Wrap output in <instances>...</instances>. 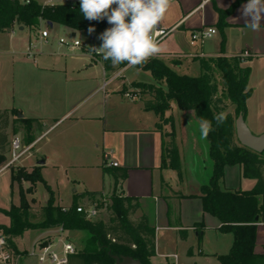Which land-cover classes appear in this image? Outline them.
<instances>
[{
  "label": "crops",
  "instance_id": "crops-1",
  "mask_svg": "<svg viewBox=\"0 0 264 264\" xmlns=\"http://www.w3.org/2000/svg\"><path fill=\"white\" fill-rule=\"evenodd\" d=\"M236 2L170 0L169 10L160 29L172 32L159 43L161 51L154 57L161 59L178 74L187 76L191 70L200 75V59L240 57L242 65L251 70L248 89L252 95L246 103L245 123L253 135L262 136L264 126L259 119L264 116V20L261 21L260 31L249 30L241 14L242 6L247 3L245 1L226 19L227 25L224 28L218 27V11H228ZM201 29H216L217 34L206 45L191 46L192 33ZM25 31L19 28L17 32ZM86 34L94 41L101 33ZM48 47L43 46L35 61H31L32 70L24 68L26 71L21 75L23 81L20 91L32 94V109L29 112L34 113L22 118L35 121L36 125V122H51L45 132L38 131L41 134L33 139L28 148L33 151L39 141L56 132L57 126L64 120L67 122L74 119L70 128L63 132L69 139L62 143L66 145L71 141L78 145L76 150L67 153L68 156L95 163L94 167H90L84 165V162L81 168H95L98 187L100 184L97 190L76 194L74 201L77 200L79 207L84 203L91 205L103 194L109 199L116 191L139 202L140 209L131 220L137 222L146 217L150 228L155 231L156 253L149 264H220L217 257L229 254L234 238L232 234L220 231V221L203 211L199 198L202 187L208 184L212 176L213 163L209 156L208 136L202 139L201 133L199 137L191 130L195 127L199 129L200 120L196 114L193 111L181 112L175 104H171L165 117L173 119L174 128L162 124V128L158 129V116L145 111L141 100L130 101L122 93L126 83H141L137 80L140 74L148 73L135 67L106 72L102 63L88 54L82 55L80 59H68L69 51L64 54L55 50L45 53L44 48ZM23 51L24 48L19 53L11 54L17 66L30 64V60L23 57ZM246 54L248 58H242ZM95 69L96 74L91 73ZM120 73V77L114 79ZM151 81L147 85L154 84L152 76ZM5 110L23 113L17 106ZM41 111L50 112V115L40 116ZM54 113H58L57 116ZM76 115L78 117L73 118ZM173 131L180 157V173L162 166L164 147L170 141L167 135ZM50 159L49 155L45 156L35 166H39L41 161L46 165ZM112 163L118 164V167L112 168ZM122 171L127 172L126 180L116 186L114 173ZM5 172L11 176V171L7 169L0 170V175ZM255 185V180L242 177L239 166L225 168L222 189L250 191ZM90 194L97 195L95 201L89 198ZM59 207L68 209L72 206ZM9 225L10 220L2 226ZM39 231L42 233L37 241L57 242L63 235L77 252L83 251L88 239L84 235L86 232L82 231H65L63 234H60L59 228ZM78 240L83 241L82 244H74ZM14 243L18 253L23 256L20 264H29L32 259L35 260L27 256L28 252L18 249L16 239ZM256 254L264 255V219L258 225ZM34 262L32 264H38L36 260Z\"/></svg>",
  "mask_w": 264,
  "mask_h": 264
},
{
  "label": "trees",
  "instance_id": "trees-1",
  "mask_svg": "<svg viewBox=\"0 0 264 264\" xmlns=\"http://www.w3.org/2000/svg\"><path fill=\"white\" fill-rule=\"evenodd\" d=\"M247 0H237L228 11H218V27L224 28L226 19L236 8ZM50 22L77 34L95 35L111 27L107 20H87L80 11V3L75 5H58L42 8L37 3L21 5L17 0H0V36L10 34L14 28H24L36 33L41 23ZM92 27L95 30L89 32ZM106 72L122 70L127 64L114 67L111 61H104L102 56L95 55ZM200 75L191 77L178 74L157 57L150 58L142 66H136L149 73L154 84L139 85L148 99L141 100L144 110L155 113L159 118L158 129L162 124L174 128L172 118H166L171 104H175L181 112L193 111L197 118L212 122L213 130L208 134L210 144L209 156L213 163L212 176L206 186L201 189L203 211L217 218L221 223L220 231L233 235L234 242L229 254L218 256L220 264H264V255L256 254L258 225L264 219V158L239 145L236 139L235 123L239 116L247 112L246 103L252 95L248 89L251 70L242 65L240 57L227 58L220 56L199 60ZM221 83V84H220ZM234 108V114H228L223 124L217 125L214 116ZM3 115V127L0 128V165L5 159L7 136L3 133L8 128V113ZM18 121L29 125L35 121L20 118V112L12 110ZM31 131V127H28ZM169 143L164 147L162 166L180 173V157L175 144L174 131L167 135ZM33 139L30 140V143ZM239 166L242 177L256 181L250 191H229L222 189L224 170L226 167ZM127 172L114 173L116 186L126 180ZM12 185L19 187V205L12 204L8 210L0 209V213L10 220V225H0V239H4L8 249L17 253L14 240L25 232L63 229L64 231H82L88 234L84 249L69 257L68 264H115L113 257H130L149 264L155 256V231L150 228L148 219L141 218L133 222L131 217L140 209L139 202L118 194L116 191L109 198L107 209L111 212L108 223L88 221L83 214L77 212V200L68 209L56 205L54 194L41 175V167L34 168L31 174L22 169L11 171ZM30 184L28 190L23 184ZM45 184L49 193L47 205L42 207V221H31V203L28 196L34 193L37 184ZM93 201L96 194L88 195ZM95 201L94 203H96ZM113 240L115 242H113ZM135 247L133 249L132 247Z\"/></svg>",
  "mask_w": 264,
  "mask_h": 264
},
{
  "label": "rangeland",
  "instance_id": "rangeland-1",
  "mask_svg": "<svg viewBox=\"0 0 264 264\" xmlns=\"http://www.w3.org/2000/svg\"><path fill=\"white\" fill-rule=\"evenodd\" d=\"M40 29H45L44 23H41ZM97 32L95 35H99ZM34 35L36 33L34 32ZM34 38L31 37L29 31H25L24 33L17 32L15 35H2L0 36V128L3 127V115L4 113H8L7 120H8V128L3 133L7 136V145L5 147V159L6 161L0 165V170H6L7 166L11 162V145L15 139L20 141L21 147L25 148L30 146V140L35 139L36 136L40 135L39 130H43L44 132L49 128L50 123L45 122H36L37 125L33 122L32 124L25 125L18 121L16 114H12V110L3 111L4 109L13 106H17L23 110V113L20 114V118L26 116H32L34 113L32 111L29 112V109H32V94L27 95L21 90V75L24 71L32 70V62L26 66H17L14 63L16 60L12 59V52L19 53L23 48H25V44L29 41V39ZM66 39L71 40L70 31L58 27L55 29L53 33L51 32L50 43L48 48H44L45 53L55 50V52H62L61 54L67 53V48H59L58 41L59 39ZM78 38L82 41L84 45H88L90 47H99L102 43L98 37L91 41L87 34H78ZM170 43V40H168ZM209 40L205 41V45ZM168 42L166 44H169ZM60 50V51H58ZM84 55L82 50L76 52V56H72L68 53V59H80ZM98 55V54H97ZM16 65V66H15ZM19 67V68H18ZM26 68V70H23ZM22 70V71H21ZM95 70H91V73H95ZM181 74V73H179ZM99 76V75H98ZM188 76L197 77L199 76L196 73H193L192 70ZM141 83H151V76L150 74H140L137 79ZM141 83H132L128 85L127 83L124 85L122 93L125 96L126 94H131L137 96L139 100H145L149 97L143 94L142 90L140 89L139 85ZM221 84V83H220ZM26 92V91H25ZM26 95V97H25ZM83 102V101H80ZM78 102V103H80ZM15 104V105H14ZM86 102H83L85 105ZM19 112V111H18ZM228 114H234V108L228 107L226 111ZM58 113H54V115ZM252 115H260L261 113H251ZM264 114V113H262ZM40 116H47L50 115V112L47 113L44 111L39 112ZM79 115V113H78ZM78 115L74 116L78 117ZM74 119L65 122L64 124H59L57 127L58 129L52 135H47L48 138L45 139L44 136L40 141L39 144L33 151H30L26 155H24L18 162L14 163L13 165L9 166L7 170H17L22 169L26 173L31 174L34 168H39L40 166H35L40 159L44 158L45 156H50V162L44 167H41V175L45 183L50 187L51 191L54 194L55 203L57 206H72L76 194H82L86 192V190H97L98 183H96V172L95 168H86L82 169L81 166L87 164L90 167H94L95 163L90 161H82L76 159L74 156H68L67 153L70 151H74L77 149V144H72L71 141L67 142L66 145L62 143L63 141L69 139V136H64L65 131H67L70 126L72 125ZM260 123H263L264 126V116L259 119ZM36 125V126H35ZM251 126V125H250ZM28 127H31L32 131H28ZM42 128V129H41ZM249 128V127H248ZM251 128V127H250ZM253 128V127H252ZM1 130V129H0ZM194 132L198 134L200 137V130L192 128ZM256 130V129H252ZM75 131V130H74ZM41 132V131H40ZM73 132V131H72ZM70 132V133H72ZM42 141V142H41ZM51 142V144H50ZM264 158V154H261ZM34 166V167H33ZM211 178V177H210ZM210 180V179H208ZM209 182V181H208ZM30 184L25 183L23 184V189L26 191L30 188ZM37 201L35 204H32V200ZM28 200L31 203V221L34 223H39L42 221V212L41 208L47 205L49 200V193L45 184L39 183L34 188V193L28 196ZM110 204V202H108ZM19 205V187L18 185H12L11 176L9 172H5L4 174L0 175V209L8 210L11 205ZM108 204V205H109ZM84 208L90 207V205L83 204ZM108 207V206H107ZM111 216V212L109 209L105 208L102 212L96 217L94 221H103L105 223L109 222ZM9 223V219L0 213V225H7ZM42 232L38 231H28L25 234L16 239V244L18 249L21 252H28L30 253L33 250L34 244L37 241V237ZM88 236L87 233L84 234ZM84 240V239H83ZM85 241V240H84ZM83 241L78 240L74 241V244L79 245L82 244ZM18 252V251H17ZM28 256V254H27ZM32 259V258H31ZM35 260L32 259V263Z\"/></svg>",
  "mask_w": 264,
  "mask_h": 264
},
{
  "label": "clouds",
  "instance_id": "clouds-1",
  "mask_svg": "<svg viewBox=\"0 0 264 264\" xmlns=\"http://www.w3.org/2000/svg\"><path fill=\"white\" fill-rule=\"evenodd\" d=\"M169 7L170 0H80V11L85 19H106L111 25L99 35L101 45L91 50L104 61H111L113 66L125 62L128 67L142 66L160 53L157 37L161 35L159 28ZM241 14L249 30L260 31L264 0H247ZM94 30L88 29L90 33ZM227 115L225 111L217 113L214 116L217 125L223 124ZM199 130L201 138L206 139L213 130L212 122L201 118Z\"/></svg>",
  "mask_w": 264,
  "mask_h": 264
},
{
  "label": "built area",
  "instance_id": "built-area-1",
  "mask_svg": "<svg viewBox=\"0 0 264 264\" xmlns=\"http://www.w3.org/2000/svg\"><path fill=\"white\" fill-rule=\"evenodd\" d=\"M21 5L28 6L32 3H37L42 8L55 7L58 5H75L80 3V0H17ZM45 29H39L34 33L30 32L32 38L26 43V46L23 51V57L26 60H34L36 55L41 51L43 46L49 45L51 32L55 30V25L50 22H44ZM19 28H14L10 35H15ZM161 35L157 37L159 43H161L164 39H166L172 30H162L159 29ZM217 34L216 29H201L194 31L191 35V46H203L205 41L212 39ZM71 40L59 39L58 45L60 47L67 48L70 54H76V52L82 50L83 54H88L92 56V58L97 55V53L91 50V47L88 45H84L82 41L78 38V34L70 31ZM75 35V37H73ZM242 58H248V55H243ZM121 75L117 74L114 79L119 78ZM108 83L105 84L107 86ZM125 98L130 101L136 102L139 101L137 96L126 94ZM31 148L25 147L22 148L20 141L15 139L11 145V162L7 166V168L14 163L18 162L24 155L29 153ZM112 168H117L118 164L112 163L110 165ZM6 168V169H7ZM109 199L107 195H101L96 203H92L90 207L84 208L80 206L77 209V212L83 214L88 221H94L96 217L107 208ZM65 231L60 229V234H63ZM3 243H0V264H20L23 256L18 252H14L6 246L5 240L0 239ZM113 242H115L113 240ZM135 249V247H132ZM78 252L75 247L70 243L63 235H61L57 242L51 241H37L34 244L33 250L28 253V257L34 258L38 264H68L69 257L72 255H76Z\"/></svg>",
  "mask_w": 264,
  "mask_h": 264
},
{
  "label": "water",
  "instance_id": "water-1",
  "mask_svg": "<svg viewBox=\"0 0 264 264\" xmlns=\"http://www.w3.org/2000/svg\"><path fill=\"white\" fill-rule=\"evenodd\" d=\"M160 29V28H159ZM21 31L24 28H20ZM75 37V35H73ZM236 139L239 145L257 154H264V135L255 136L245 123L243 116H239L235 123ZM44 161L39 163V166H43ZM115 264H141L138 260L130 257H113Z\"/></svg>",
  "mask_w": 264,
  "mask_h": 264
}]
</instances>
